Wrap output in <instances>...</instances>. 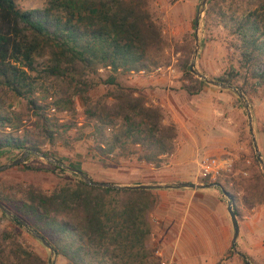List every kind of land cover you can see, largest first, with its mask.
Here are the masks:
<instances>
[{"label": "trees", "instance_id": "obj_1", "mask_svg": "<svg viewBox=\"0 0 264 264\" xmlns=\"http://www.w3.org/2000/svg\"><path fill=\"white\" fill-rule=\"evenodd\" d=\"M203 12L204 28L221 27L236 57L226 76L213 79L238 86L245 96L264 87V0H207ZM165 43L149 0H48L42 8L25 10L16 0H0V152L35 150L62 163L56 147L81 144L105 166L117 167L127 158L160 166L175 151L180 133L165 109L114 78L104 92L91 91L102 79L92 76L99 75V68L145 72L156 64L152 54ZM179 66L192 77L188 60ZM39 80L58 83L80 97V125L69 93L58 99V108L69 107L72 118L59 122L47 116L51 103L35 94ZM184 88L191 91L189 85ZM8 95L21 101L18 108L9 106ZM21 165L71 177L49 190L34 184L0 186V203L10 211L1 214L13 225L0 231V264H48L20 230L38 233L66 264H162L150 243L155 204L150 189L87 184L50 161ZM68 165L96 181L79 165ZM200 181L227 189L232 201L239 190L256 203L264 197V180L254 172L224 183L219 178Z\"/></svg>", "mask_w": 264, "mask_h": 264}, {"label": "rangeland", "instance_id": "obj_2", "mask_svg": "<svg viewBox=\"0 0 264 264\" xmlns=\"http://www.w3.org/2000/svg\"><path fill=\"white\" fill-rule=\"evenodd\" d=\"M16 2L19 8L25 10L42 8L48 3V0H16ZM200 2L201 0H149L152 16L160 24L166 42L162 51L152 54L156 64L137 76H135L136 72L123 74L99 68V75L92 74V76H101L102 79L91 93L100 94L107 88H111L113 84L108 82H112L113 78L125 86L134 88L135 94H142L147 103L159 105L165 109L172 120L173 113L180 114L184 120L183 124L194 127L199 139L216 137L222 140L223 154H225L224 156L230 165L219 177L220 182L224 183L228 178L235 180L249 178L253 172L261 174L264 180L259 161L256 160L255 162L253 159V155L256 157V154L248 120V111H250L253 131L264 160V87L257 88L248 96L243 94V97H240L233 89L221 88L197 77L189 70V67L188 71L192 77L184 75L179 66L185 59L188 60L189 64L192 60L195 47L194 22ZM203 16L204 12H201L198 20L199 46L194 61L195 68L206 74L208 78L226 76L231 64H236L233 49L224 41L221 27L215 28L209 25L207 29L204 28ZM41 62L43 59L39 60L38 64L40 65ZM260 67L263 66L260 65ZM134 78H139L141 83H137ZM102 80L108 82L104 83ZM185 85H189L191 91H187L184 88ZM232 86L240 90L238 86ZM71 92L70 88L59 86L58 83L39 80L35 94L51 103L50 107L46 109L47 116L63 122L72 117L69 107L60 105L61 108H58V99L69 93L72 107L75 110L73 118H76L78 125H80L84 120L83 103L78 95H72ZM6 97L11 108L20 106L21 101L19 99L11 98L9 95ZM246 102L248 106H246ZM32 120L33 117L27 124L30 125ZM177 125L180 129L181 126ZM5 129L7 132L11 131L9 127ZM182 133L185 135L186 131ZM179 136L177 143L180 140ZM56 152L63 159V164L79 165L96 181L114 182L112 179L118 177L120 167L123 170L126 168L130 170L137 166L141 174L151 166L149 163L134 158L122 160L117 167L105 166L99 157L87 154L84 145L81 144L70 149L56 147ZM23 154L9 149L2 150L0 152V167L20 158ZM203 154L205 153L202 150L197 161L193 158L192 175L198 173V163L205 156ZM206 154L212 153L207 152ZM25 159L27 164L42 166L46 163L45 159L30 153ZM167 160L164 156L162 164ZM21 163L23 162L0 168V186L34 184L49 190L64 182L67 177H71V174L62 177V174L58 173L29 170L23 167ZM153 166L157 167L156 165ZM227 188L229 189L230 185H227ZM225 190L227 191V189ZM221 196L223 198L221 210L223 209L225 212L229 232L233 235L230 215L226 209L227 199L223 193ZM156 197L159 198L158 195ZM157 203L151 210L153 230L150 235V243L161 263L243 264V259L234 251L231 244L227 248H171L169 244H173V239L164 240L155 231L158 227V221L157 216L152 215V213ZM233 208L239 223L236 248L246 254L252 263L264 264V197L262 202L256 203V198L251 199L249 195L239 190L235 193ZM5 229L12 230L13 225L2 216L0 209V231ZM16 230L18 231V229ZM20 232L31 248L48 258V264L52 262L54 264H66L63 259L57 256L53 260L49 256V249L38 238L30 236L24 231L20 230Z\"/></svg>", "mask_w": 264, "mask_h": 264}, {"label": "crops", "instance_id": "obj_3", "mask_svg": "<svg viewBox=\"0 0 264 264\" xmlns=\"http://www.w3.org/2000/svg\"><path fill=\"white\" fill-rule=\"evenodd\" d=\"M138 74L141 73L135 76ZM134 79L137 83H141L139 78ZM173 120L181 126L180 140H178L174 153L165 156L168 160L157 167L149 163L151 166L141 174L137 166L130 170L127 168L123 170L120 167L118 177L112 179L115 183L174 184L175 181L203 183L198 173L192 175L193 158L197 161L203 150L205 153L203 155H214L227 159L223 154L220 138L202 137L199 139L195 128L183 124L184 120L176 112L173 113ZM183 131H186L185 135ZM207 152L212 154H206ZM150 190L155 204L158 202L152 213L157 216L158 221L155 231L164 240L173 239V244H169L171 248H227L230 244L232 246L233 235L229 232L225 212L221 210L223 198L219 185L196 189L160 187Z\"/></svg>", "mask_w": 264, "mask_h": 264}, {"label": "water", "instance_id": "obj_4", "mask_svg": "<svg viewBox=\"0 0 264 264\" xmlns=\"http://www.w3.org/2000/svg\"><path fill=\"white\" fill-rule=\"evenodd\" d=\"M207 0H201L199 8L196 12V16H195V47H194V51H193V55H192V60L190 61L189 64V70L195 74L197 77L204 79L205 81H207L208 83H211L213 85L219 86L221 88H230L233 89L235 92H237V94L240 97H243V93L242 91H240L238 88L215 80L213 78H208L206 76V74L200 72L199 70H197L195 68V58H196V53L198 50V20H199V15L201 12H203V8L205 6ZM246 106H248V103L246 102ZM248 120H249V131L251 133V137H252V143H253V147H254V151L256 154V158L259 161L263 174H264V160L262 158L261 152L259 150L257 141H256V137L253 131V125H252V118H251V114L250 111H248ZM33 152L35 155L45 159L46 161H50L54 164H57L59 166L64 167L67 170H70L76 174H78L84 182H86L87 184H91V185H95V186H102V187H109V188H119V189H153V188H160V187H190V188H206V187H211V186H215V183H200V182H193V181H179L176 182L174 184H149V183H139V184H119V183H115V182H104V181H93L91 180L83 170L78 169L76 167L70 166L68 164H63L60 161L56 160L55 158H52L44 153H40V152H36L35 150H27L20 158L10 162V163H6L4 165H2L0 168H4L7 167L9 165L12 164H16V163H20V162H25V157L30 153ZM222 193L224 194V196L227 199V211L230 215V219H231V223H232V227H233V237H232V248L234 249V251L246 262V264H254L252 263L248 256L240 251H238V249L236 248V240L237 237L239 235V223L236 217V212L233 208V201L231 198V195L228 191H226L223 187H220ZM0 209L3 210L6 214L10 215V211L2 204L0 203ZM34 236L36 238H38L42 244L44 246H46L49 249V256L53 258V260L56 257V254L54 252L53 247L43 238L41 237L38 233L33 232ZM51 264H54V262H52Z\"/></svg>", "mask_w": 264, "mask_h": 264}, {"label": "built area", "instance_id": "obj_5", "mask_svg": "<svg viewBox=\"0 0 264 264\" xmlns=\"http://www.w3.org/2000/svg\"><path fill=\"white\" fill-rule=\"evenodd\" d=\"M52 110H54V108H52ZM198 165V176L200 178H208L211 181H215L230 164L225 158H220L214 155H205ZM162 264L165 263L162 262Z\"/></svg>", "mask_w": 264, "mask_h": 264}]
</instances>
